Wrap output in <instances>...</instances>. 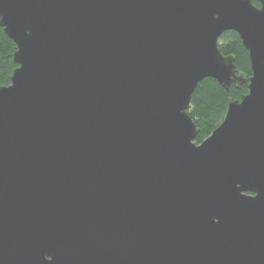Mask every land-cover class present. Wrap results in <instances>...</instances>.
Listing matches in <instances>:
<instances>
[{"label":"water","instance_id":"obj_1","mask_svg":"<svg viewBox=\"0 0 264 264\" xmlns=\"http://www.w3.org/2000/svg\"><path fill=\"white\" fill-rule=\"evenodd\" d=\"M258 1L0 0V264H264ZM206 77L248 90L196 143Z\"/></svg>","mask_w":264,"mask_h":264},{"label":"trees","instance_id":"obj_2","mask_svg":"<svg viewBox=\"0 0 264 264\" xmlns=\"http://www.w3.org/2000/svg\"><path fill=\"white\" fill-rule=\"evenodd\" d=\"M251 1L256 6L260 4L258 0ZM218 47L224 55L231 54L234 56L238 73L244 74L247 78L251 75L247 49L235 31H225L218 40ZM14 50L15 43L0 26V86L10 83L11 75L17 66L13 61ZM247 90L246 83H231L229 88L225 89L212 77L204 78L197 85L191 95L188 108V113L198 127L196 143H200L220 124L229 99H239Z\"/></svg>","mask_w":264,"mask_h":264}]
</instances>
